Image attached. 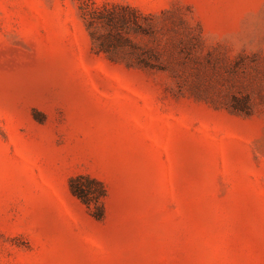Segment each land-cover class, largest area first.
Masks as SVG:
<instances>
[{"label": "rangeland", "instance_id": "rangeland-1", "mask_svg": "<svg viewBox=\"0 0 264 264\" xmlns=\"http://www.w3.org/2000/svg\"><path fill=\"white\" fill-rule=\"evenodd\" d=\"M0 264H264V0H0Z\"/></svg>", "mask_w": 264, "mask_h": 264}, {"label": "trees", "instance_id": "trees-1", "mask_svg": "<svg viewBox=\"0 0 264 264\" xmlns=\"http://www.w3.org/2000/svg\"><path fill=\"white\" fill-rule=\"evenodd\" d=\"M70 189L77 198L88 206L95 219L99 221L104 219V199L107 194L102 182L87 175H78L70 180Z\"/></svg>", "mask_w": 264, "mask_h": 264}]
</instances>
